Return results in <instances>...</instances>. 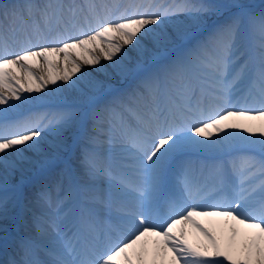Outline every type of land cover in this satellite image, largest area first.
<instances>
[{
	"label": "snow or ice",
	"instance_id": "1",
	"mask_svg": "<svg viewBox=\"0 0 264 264\" xmlns=\"http://www.w3.org/2000/svg\"><path fill=\"white\" fill-rule=\"evenodd\" d=\"M213 16L223 19L209 28ZM185 39L190 47L112 101L83 72L127 77L142 57ZM81 81L77 102L17 114L30 103L24 93ZM162 88L181 100L164 118L155 104ZM145 98L151 106L134 107ZM0 106V219L10 204L31 219L0 264H264V6L0 0ZM77 130L91 149L80 179L61 169L28 200L25 173L55 167ZM116 136L119 170L101 166L95 151ZM194 154L209 158L197 163Z\"/></svg>",
	"mask_w": 264,
	"mask_h": 264
},
{
	"label": "bare ground",
	"instance_id": "2",
	"mask_svg": "<svg viewBox=\"0 0 264 264\" xmlns=\"http://www.w3.org/2000/svg\"><path fill=\"white\" fill-rule=\"evenodd\" d=\"M221 1L227 2V0H221ZM251 1L256 3L258 8L264 5V0H243L244 3L251 2ZM210 24H211V19H209L208 21L209 27L213 25V23L211 25ZM169 27H171V25H169ZM185 40L177 41L169 45L166 49H161L159 52H150L146 57H142L139 66H136L134 64L131 67L130 74L127 77H113V78L105 79L104 74L96 71V69H98L99 66H95V67L84 66L83 72L88 73L89 76L93 79L103 81V90L102 92L99 93V96L101 97L106 96L107 98L113 95L115 92L120 91L121 88L122 89L127 88V85L129 86L132 85L134 81L139 80L141 78L143 73L154 70V67L157 64V61L162 57L163 54H168L169 52L174 51L178 45L179 47H181V45L184 43ZM125 51L129 53V56L131 57L135 56V53L132 51V46H127ZM101 63L104 64L105 66H109L111 62L102 60ZM73 79H76V78L74 77ZM58 85H62L64 89L68 88V86L63 85L62 82H58ZM84 87H85V83L84 81H81L76 90H68V91L61 92L58 90L57 85H49V88L45 89L41 93H35V92L31 94L24 93L23 95L29 97L30 103L22 105L18 111H20V113H25L26 110L34 106L50 107L54 105L69 104V103L77 102L76 97L79 95V89L84 88ZM10 103H19V102H10ZM0 107H3V106H0ZM243 135H246V134H243ZM76 137H77L76 132L71 134V139L69 140V142L72 141V139L75 140ZM72 144L74 145V141H72ZM28 155H31V153H28ZM41 171L42 170L40 168H32L31 170L25 173L24 194L28 200H31L32 198H34L35 193L31 191L30 189L25 188L26 183L30 181L32 178L34 179V177L38 175V173ZM19 179H20L19 174H17V176L13 179L12 183L15 184ZM22 214L23 213L19 205L17 206H13L11 204L9 205V211H8L7 216L4 217L3 219H0V241L6 236L7 231L10 227L8 226V227L3 228V226L7 225V222H9L10 219H12V221L15 222L17 219V216L20 215L22 217Z\"/></svg>",
	"mask_w": 264,
	"mask_h": 264
},
{
	"label": "rangeland",
	"instance_id": "3",
	"mask_svg": "<svg viewBox=\"0 0 264 264\" xmlns=\"http://www.w3.org/2000/svg\"><path fill=\"white\" fill-rule=\"evenodd\" d=\"M215 2H219L218 0H215ZM219 3H221V2H219ZM249 6H251V7H253V5H251V4H248Z\"/></svg>",
	"mask_w": 264,
	"mask_h": 264
}]
</instances>
